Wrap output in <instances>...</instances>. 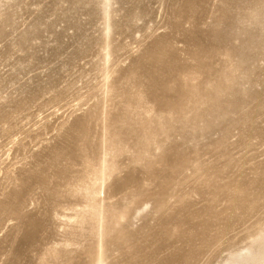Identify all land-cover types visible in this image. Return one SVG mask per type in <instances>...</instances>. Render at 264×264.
Returning a JSON list of instances; mask_svg holds the SVG:
<instances>
[{
  "label": "rangeland",
  "instance_id": "1",
  "mask_svg": "<svg viewBox=\"0 0 264 264\" xmlns=\"http://www.w3.org/2000/svg\"><path fill=\"white\" fill-rule=\"evenodd\" d=\"M0 264H264V0H0Z\"/></svg>",
  "mask_w": 264,
  "mask_h": 264
}]
</instances>
